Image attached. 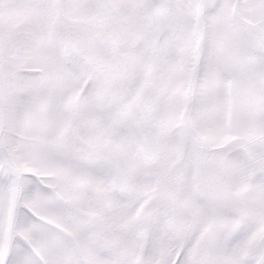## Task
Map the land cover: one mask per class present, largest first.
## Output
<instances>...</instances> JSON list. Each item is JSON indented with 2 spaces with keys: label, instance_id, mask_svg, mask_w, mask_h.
I'll return each instance as SVG.
<instances>
[{
  "label": "snow or ice",
  "instance_id": "6c2138e0",
  "mask_svg": "<svg viewBox=\"0 0 264 264\" xmlns=\"http://www.w3.org/2000/svg\"><path fill=\"white\" fill-rule=\"evenodd\" d=\"M0 264H264V0H0Z\"/></svg>",
  "mask_w": 264,
  "mask_h": 264
}]
</instances>
